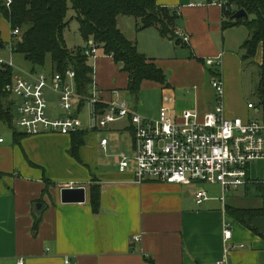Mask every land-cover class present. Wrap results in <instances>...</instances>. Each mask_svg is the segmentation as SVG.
Segmentation results:
<instances>
[{"label":"crops","instance_id":"1","mask_svg":"<svg viewBox=\"0 0 264 264\" xmlns=\"http://www.w3.org/2000/svg\"><path fill=\"white\" fill-rule=\"evenodd\" d=\"M157 1L177 12L176 33L186 32L188 41L178 34L177 39L163 36L154 26L139 29L140 20L133 16L128 20H132L135 30L119 27L141 53L165 71L167 85L144 80L131 103L129 75L123 62L99 48L97 56L89 60L100 100H125L131 109L152 118L163 106L176 117L186 109L204 115L216 103L211 85L215 76L210 74L206 60L222 53L219 76L225 84L227 115L263 119L264 98L258 104L250 98L253 90L248 92L244 84L242 44L249 34L238 42L232 37L235 26L223 28L228 19L224 10L205 4L208 0ZM192 2L204 4L191 6ZM11 37L0 33L5 46V42L10 45ZM256 60L261 63V51ZM249 103H254V108H249ZM85 107L89 110L85 120L88 125L85 127L79 116L85 136L77 155L73 153L72 135H32L15 123L18 113L14 120L12 111L11 126L0 117V264H67L68 259L72 264H216L222 259H227V264H264V233L234 219L228 211L229 206L262 207L259 185L264 181V159L250 165L252 183L228 191L224 200L220 184L139 183L134 163L127 170L120 169V155L125 153L117 151L120 137L105 134L128 130L134 149L129 119H122L128 122L122 126L115 125L116 121L105 128H92V109L85 104L81 111ZM48 114L51 118L61 117L50 109ZM103 138L108 139L106 146L101 144ZM93 185L100 189L97 213L91 205ZM66 187H85V201L63 202L62 189ZM200 190L206 191L209 198L197 203ZM249 196L256 197V206H247ZM226 223L232 229L228 245ZM136 235L141 237L139 241L134 240Z\"/></svg>","mask_w":264,"mask_h":264},{"label":"built area","instance_id":"2","mask_svg":"<svg viewBox=\"0 0 264 264\" xmlns=\"http://www.w3.org/2000/svg\"><path fill=\"white\" fill-rule=\"evenodd\" d=\"M3 1L10 7L13 0ZM203 4L190 3L191 6ZM205 4L235 9L227 0H208ZM11 31V39L21 34L19 28ZM177 34L186 41L190 38L186 32L177 31ZM98 51L99 47L93 41L84 48V53L89 57H96ZM221 58L222 53L215 59H207L206 65L219 72ZM4 67L13 69V59L0 57V68ZM13 73L5 88L17 103V126L29 134L58 132L71 135L79 131L82 124L79 115L81 106L85 104L92 109V128H105L112 122L128 118L133 129L134 153L120 155V169L127 170L134 163L139 183L156 180L179 184H191L195 181L220 184L224 200L228 191L252 183L249 177L250 165L264 159V118L245 120L241 116L227 115L225 84L219 75L211 80L216 103L204 115L196 110L186 109L176 117L169 107L163 106L159 115L152 118L134 111L125 100H100L94 83L90 95L79 93L75 82L76 71L72 68L65 73L45 70ZM47 90L59 95V105L63 110H76V114L51 118L48 114L50 99ZM114 93L117 95L116 91ZM99 105L104 107L100 109ZM254 106V103L248 104L249 108ZM0 141L3 138L0 137ZM107 143V138L101 140L103 146ZM261 183L264 185V181ZM208 198L206 191L200 190L196 194L197 203ZM224 236L228 245L232 238V229L228 223L225 224ZM140 239V236H134L135 241ZM241 246L244 247L243 244ZM229 250L227 247L225 252L228 253ZM66 263L72 264L69 259ZM19 264H24V261ZM216 264H227V259L219 260Z\"/></svg>","mask_w":264,"mask_h":264},{"label":"trees","instance_id":"3","mask_svg":"<svg viewBox=\"0 0 264 264\" xmlns=\"http://www.w3.org/2000/svg\"><path fill=\"white\" fill-rule=\"evenodd\" d=\"M211 1V0H209ZM235 9H223L228 19L223 28L237 24L245 25L249 35L242 44L245 51L243 60L254 59L261 51L259 63V92L264 98V0H227ZM69 2L74 9L73 18L79 22L83 38L93 41L105 54L113 56L117 62H123L124 70L129 75L128 91L138 97L144 80H153L167 85V74L152 59L141 53L134 41H131L119 27V16H133L140 20L139 29L156 27L163 36L177 39L175 21L177 12L163 6L157 0H13L7 7L0 0V12L7 18L11 29L19 28L21 34L11 39L13 52L21 53L36 67H44L48 55L52 58V71L65 73L67 69L76 71V88L83 95L92 93L94 68L83 48L71 51L64 37L68 24ZM240 9L249 16L233 18ZM252 17V18H251ZM179 41V40H177ZM213 76H218L216 69L210 68ZM13 69L0 68V117L12 125L11 106L13 98L6 91V84L11 81ZM73 153L84 143L85 131L81 129L71 134ZM262 207H228L231 216L244 225L258 231L252 225L254 218L264 216V185H259ZM91 205L95 213L100 209V189L91 186Z\"/></svg>","mask_w":264,"mask_h":264},{"label":"rangeland","instance_id":"4","mask_svg":"<svg viewBox=\"0 0 264 264\" xmlns=\"http://www.w3.org/2000/svg\"><path fill=\"white\" fill-rule=\"evenodd\" d=\"M74 9L72 8V3L69 2V9H68V14H67V20L69 21L66 28L64 29V37L67 43L68 48L71 51H77L79 48H86L87 46H89L90 42H87L83 36L80 33L79 30V22L73 18L74 16ZM131 16H126V15H122L119 16L120 19V23L119 25H121V27L123 29H128L130 30V32H132V30L134 29V25L131 22L132 20H128ZM133 18V17H132ZM252 18V17H251ZM234 30L236 31L235 34H232V37L234 35V38L239 42L241 40V38H246L247 35L249 34V30L248 28L243 25V24H237L234 25ZM237 29V30H236ZM128 35H130L131 33L126 31ZM0 33L2 37L8 36L10 37V34L12 33L10 26L8 25V23L6 22L5 18L3 17V15H1L0 13ZM243 39V40H244ZM6 46L4 48H0V57L6 59V60H10L13 59L14 63H15V67L13 68L15 73H21L23 70H33V66L31 64V62H29L28 60H26V58L24 57L23 54L21 53H15L11 50L9 43L5 42ZM52 58L50 55H48L47 57V63L44 67H36V70H45V71H51L52 69ZM245 70H244V84H245V88L248 90V92L252 91V94L250 95L251 99L255 100L258 104H261L262 102V97L260 95V92L258 91V87H259V83L261 81L260 78V69H259V64L256 60V57L254 59H249L247 61H245V66H244ZM48 95L51 98V103H50V112L52 114H57V115H61V116H67V114H71V115H75L76 114V110L72 111V112H67L65 110H63L62 107H60L59 103L57 104V100L59 102V95L56 93H52L51 91L47 90ZM136 97L134 95H132L131 93L128 94V100L132 103V101H135ZM53 101V102H52ZM11 110L13 111V117L14 120L17 116L18 113L17 112V103L14 101L12 106H11ZM89 113V110L87 109V107H85L81 113H80V118L84 121V126L87 127L88 123L85 122V120H88V116L87 114ZM18 117L15 120V123H17ZM121 121V122H120ZM117 123H115V125L118 126H122L127 124L128 122H126L127 120H120ZM9 129V128H8ZM10 130V129H9ZM105 132V131H102ZM99 133V137L101 138L102 133L101 131H98ZM101 133V134H100ZM105 134H107L109 137H120L121 142L119 144V147L117 148V151H125V153L132 155L134 153V149L132 147V142L130 143L131 140V134L128 132V130H124V132L122 133H117V132H105ZM253 198V201H251V199ZM249 196L248 199V203L247 206H256V197Z\"/></svg>","mask_w":264,"mask_h":264},{"label":"water","instance_id":"5","mask_svg":"<svg viewBox=\"0 0 264 264\" xmlns=\"http://www.w3.org/2000/svg\"><path fill=\"white\" fill-rule=\"evenodd\" d=\"M249 14L244 10H238L233 18L248 17ZM5 45L0 40V48ZM86 199V188L85 187H66L62 189V201L63 202H84ZM38 207H42V203L37 204ZM252 225L264 233V216H259L253 219Z\"/></svg>","mask_w":264,"mask_h":264}]
</instances>
